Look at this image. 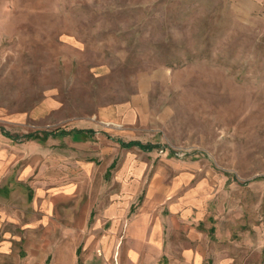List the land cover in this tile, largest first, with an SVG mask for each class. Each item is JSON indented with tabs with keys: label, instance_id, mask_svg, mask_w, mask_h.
<instances>
[{
	"label": "rangeland",
	"instance_id": "1",
	"mask_svg": "<svg viewBox=\"0 0 264 264\" xmlns=\"http://www.w3.org/2000/svg\"><path fill=\"white\" fill-rule=\"evenodd\" d=\"M188 192L264 264V0H0V218Z\"/></svg>",
	"mask_w": 264,
	"mask_h": 264
},
{
	"label": "crops",
	"instance_id": "2",
	"mask_svg": "<svg viewBox=\"0 0 264 264\" xmlns=\"http://www.w3.org/2000/svg\"><path fill=\"white\" fill-rule=\"evenodd\" d=\"M53 197L56 207L68 201L65 194ZM142 203L128 217L131 202L120 201L91 220L66 210L26 224L1 217L0 264H233L218 257L205 200L188 192Z\"/></svg>",
	"mask_w": 264,
	"mask_h": 264
},
{
	"label": "trees",
	"instance_id": "3",
	"mask_svg": "<svg viewBox=\"0 0 264 264\" xmlns=\"http://www.w3.org/2000/svg\"><path fill=\"white\" fill-rule=\"evenodd\" d=\"M54 135V136H61V135H65V134H72L74 138L76 139H86V138H90L93 135V131L89 130V129H72L70 131H64V130H57V131H53V132H45V135L43 136H39L38 134L34 133H29L26 134V138H40V139H44L46 137V135ZM135 144V145H141L139 142H128L126 145H131V144ZM143 147V146H141Z\"/></svg>",
	"mask_w": 264,
	"mask_h": 264
}]
</instances>
